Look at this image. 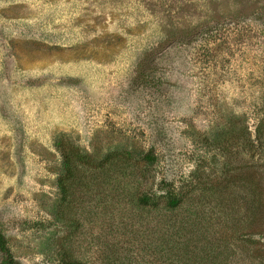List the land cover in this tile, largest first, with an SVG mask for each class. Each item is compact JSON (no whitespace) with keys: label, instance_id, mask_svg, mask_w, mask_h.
I'll list each match as a JSON object with an SVG mask.
<instances>
[{"label":"rangeland","instance_id":"rangeland-1","mask_svg":"<svg viewBox=\"0 0 264 264\" xmlns=\"http://www.w3.org/2000/svg\"><path fill=\"white\" fill-rule=\"evenodd\" d=\"M259 129L264 0H0V228L21 264H264Z\"/></svg>","mask_w":264,"mask_h":264},{"label":"trees","instance_id":"trees-1","mask_svg":"<svg viewBox=\"0 0 264 264\" xmlns=\"http://www.w3.org/2000/svg\"><path fill=\"white\" fill-rule=\"evenodd\" d=\"M148 60V59H147ZM150 63V60H149ZM140 76V75H139ZM145 76L139 77L140 79L144 78ZM244 130H247V127L244 128ZM249 131V130H248ZM264 132L261 133V130H258V133L256 134L253 139L251 138L250 133L246 134V137L249 141V144L252 147L259 148L261 147L264 149ZM73 155L76 157H81L79 150L76 151L75 148L71 147L68 145L67 149H63L62 151V156L64 159V177L62 176L59 179V186L61 188L62 194L65 196L68 187H67V182L66 180H71L75 176L76 173V167H77V162L76 164L72 163ZM146 159L148 161H154L155 160V155L152 153H148L146 155ZM166 192L163 194V198H165L166 204L169 208H176L181 203L183 202L184 196L181 192H178L177 188H173L171 185L170 187H166ZM158 196H155L153 193L148 192V193H143L139 196V202L141 205L145 206H157L158 205ZM159 201V200H158ZM0 255H1V261L0 264H21V262L16 258L14 255L10 245L7 236L5 233L2 231L0 228ZM66 264H85L80 261H68Z\"/></svg>","mask_w":264,"mask_h":264}]
</instances>
